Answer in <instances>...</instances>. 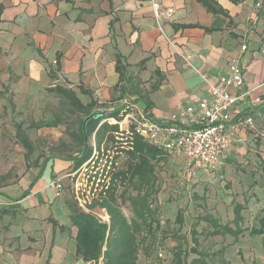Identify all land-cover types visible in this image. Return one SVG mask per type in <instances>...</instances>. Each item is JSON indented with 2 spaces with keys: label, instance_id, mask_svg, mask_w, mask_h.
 I'll list each match as a JSON object with an SVG mask.
<instances>
[{
  "label": "crops",
  "instance_id": "0c3cea01",
  "mask_svg": "<svg viewBox=\"0 0 264 264\" xmlns=\"http://www.w3.org/2000/svg\"><path fill=\"white\" fill-rule=\"evenodd\" d=\"M205 1L0 0V113L9 100L50 87L54 76L67 86L53 87L77 88L99 104L113 102L110 111L130 104L163 122L179 105L197 104L207 95L206 81L217 82L237 57L245 94L232 110L233 148L244 123L259 114L253 110L264 95V0ZM153 3L173 12L156 20ZM136 75L150 78L137 85L140 94L124 88V78ZM43 160L24 190L17 183L0 186V264H40L47 239L56 240L61 251L54 264L81 260L73 259V208L49 186L73 176L76 165L57 157ZM54 205L63 217L49 212ZM94 206L103 214L79 210L108 223L104 207Z\"/></svg>",
  "mask_w": 264,
  "mask_h": 264
},
{
  "label": "rangeland",
  "instance_id": "374dc122",
  "mask_svg": "<svg viewBox=\"0 0 264 264\" xmlns=\"http://www.w3.org/2000/svg\"><path fill=\"white\" fill-rule=\"evenodd\" d=\"M53 77L51 76L50 87H45L42 92L29 97L18 96L12 101L9 100L2 108L0 186L17 183L24 190L29 179L37 172L35 166L44 158L79 156L82 150L84 157L80 165L75 164L71 169L73 176L59 178L62 186L56 197L62 196L69 208L79 210L84 207L102 215L100 207L89 205L107 196V187L111 185L110 191L115 195L120 209L127 218L131 217L130 204L123 200L128 193L133 192L131 183L116 178L112 184L111 178L128 164L125 150L130 144L129 140L132 142L134 137L127 140L114 132L115 137L112 140L107 139L105 134L98 141V136L93 132L86 143L85 140L81 142L78 137L75 139L74 134L77 133L79 121L85 117V112L71 108L64 100L66 97L61 98L50 90L53 88L52 84L67 86V81H53ZM136 77L141 83L150 79L143 81L138 75ZM73 90L82 104L90 102L91 96L88 93H80L77 88ZM113 106V102L97 103L92 111L104 109L109 112ZM102 121L103 119L99 124ZM47 122H56L57 126H36ZM18 126L33 147L27 157L26 148L16 135ZM153 168L156 191L151 197V208L156 212L155 229L153 237L147 236L143 242L149 248L150 254L140 249L136 264H167L176 246L187 247L188 250L193 245V230L205 253L210 254L224 248L225 258L232 264H264V237L251 232L252 228L258 226L257 216L264 212V114L251 115L250 120L240 130V143L230 147L214 169L193 171L187 166L183 156L174 154L153 162ZM53 198L51 197L52 201ZM236 204L242 205V233L236 238L230 235L206 236V231L203 232L207 226L204 217L212 216L220 223L233 227ZM49 212L56 218L64 215L55 205ZM178 212L182 214V222L176 219ZM45 221L44 219L43 225L50 222L55 226L50 218H47L48 222ZM55 241L46 240L47 246L43 255L46 260L40 264H49L48 259L53 264L56 263L61 251ZM193 256L188 251V260ZM73 259L78 260L75 251ZM77 264L95 263L78 260ZM96 264L103 263L99 260Z\"/></svg>",
  "mask_w": 264,
  "mask_h": 264
},
{
  "label": "trees",
  "instance_id": "16d2710c",
  "mask_svg": "<svg viewBox=\"0 0 264 264\" xmlns=\"http://www.w3.org/2000/svg\"><path fill=\"white\" fill-rule=\"evenodd\" d=\"M200 1L203 4L206 3L205 0ZM138 84H140V80L136 76L134 78L133 76L124 78V88L129 93L140 94V90L137 89ZM155 86L156 84L152 88H155ZM51 91L61 98L66 97L67 100H64L68 102L71 108L85 112V117L79 121L78 131L74 134L75 139L78 137L83 142L84 136L88 138L93 132H95L96 137L98 136V141H101L105 134H107V139L112 140L115 137L114 132L125 138L123 132L118 129L117 124L106 121L99 124L105 118L114 117L119 119L125 107L113 109L109 112L106 110L105 115L89 118L84 123L85 118L97 104L95 101L91 100L88 104H82L73 90L64 89L60 86H54ZM141 97L144 98L142 94ZM253 113H264V95L262 96V102L255 107ZM55 124L56 122H47L39 123L37 126ZM16 135L22 146L26 148L25 156L27 157L33 150L32 144L20 126L17 127ZM125 139L128 140L129 138ZM129 142L130 144L125 152L128 154L130 162L128 161L124 170L114 174L113 178H111V183L113 184V180L116 178L128 180L131 183L133 192L128 193L125 198L122 196L123 200L128 201L130 204L131 217L127 218L120 209L115 195L110 191L112 189L111 185L107 187V196H104L100 201H93V204L89 205L90 207L94 205L104 207L109 217L108 223H102L91 213L82 210L73 208L70 212V224L76 227L74 235L75 255L83 262L96 264L101 260L103 264H136L140 249L144 253L150 254L149 248L145 247L143 242H145L147 236L153 237L154 224L156 223V212L151 208V197L156 191L153 162L164 159L170 153L145 142L139 136H134L132 142L130 140ZM79 154V156H68L63 159L80 165L84 157L82 150H80ZM44 160L46 161L47 158ZM44 160L43 163L45 162ZM39 170L40 173L43 168ZM241 209V204L235 205L232 220L233 227L230 224L220 223L212 216H205L203 220L207 223V226L203 229V232L206 231V236L230 235L234 238L238 237L244 230L242 227L243 216ZM176 219L179 222L183 221L180 212L177 213ZM257 221L258 226L252 228L251 232L264 237V212L257 216ZM191 234L193 245L188 250L187 247L176 246L171 252L167 264H232L225 258L224 248L215 250L210 254L205 253L201 249L196 232L193 230ZM188 251L194 254L189 260L187 258ZM159 255L161 254L159 253Z\"/></svg>",
  "mask_w": 264,
  "mask_h": 264
},
{
  "label": "built area",
  "instance_id": "2783aa9c",
  "mask_svg": "<svg viewBox=\"0 0 264 264\" xmlns=\"http://www.w3.org/2000/svg\"><path fill=\"white\" fill-rule=\"evenodd\" d=\"M172 12V8L162 11L158 4L153 3L156 20L162 14ZM245 48L241 45V50ZM243 83V67L234 57L217 82L206 81V96L195 105H179L166 121L158 122L145 111L132 109L128 104L119 119L109 117L102 122L117 124L125 138L139 136L165 152L183 156L193 171L211 170L234 143L231 115L234 104L245 94L242 92ZM49 186L58 195L62 185L58 178Z\"/></svg>",
  "mask_w": 264,
  "mask_h": 264
},
{
  "label": "water",
  "instance_id": "95a60500",
  "mask_svg": "<svg viewBox=\"0 0 264 264\" xmlns=\"http://www.w3.org/2000/svg\"><path fill=\"white\" fill-rule=\"evenodd\" d=\"M101 112V113H100ZM106 110L104 109H101V111L99 110H96V111H92L84 120V123L89 119V118H92V117H96V116H99V115H105L106 114ZM84 140H85V143L87 142V137L84 136Z\"/></svg>",
  "mask_w": 264,
  "mask_h": 264
}]
</instances>
